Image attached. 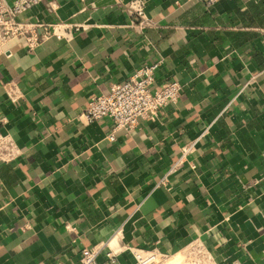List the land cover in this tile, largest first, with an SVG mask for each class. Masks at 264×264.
I'll return each mask as SVG.
<instances>
[{
	"label": "crops",
	"instance_id": "0c3cea01",
	"mask_svg": "<svg viewBox=\"0 0 264 264\" xmlns=\"http://www.w3.org/2000/svg\"><path fill=\"white\" fill-rule=\"evenodd\" d=\"M129 1L43 0L21 18L50 37L34 49L15 38L0 55V131L22 150L0 164V264H80L105 242L264 264V0H145V30L121 9ZM154 63L155 89L182 86L156 120L114 131L109 117L80 119L92 97ZM120 262L136 264L129 250Z\"/></svg>",
	"mask_w": 264,
	"mask_h": 264
},
{
	"label": "built area",
	"instance_id": "2783aa9c",
	"mask_svg": "<svg viewBox=\"0 0 264 264\" xmlns=\"http://www.w3.org/2000/svg\"><path fill=\"white\" fill-rule=\"evenodd\" d=\"M42 1L12 0V3H9L8 0H0V55L9 52L7 46L15 38H24L28 48L34 49L50 37L51 34L48 32L42 36L39 35L37 28L31 27L21 18L33 6ZM188 1L202 2L206 7L211 8L221 0ZM120 7L134 19L135 25L140 30L153 26L154 22L148 16L145 0H131L121 3ZM54 35L60 39L64 37L56 32ZM158 68L159 63L142 66L128 80L104 88L99 95L90 99L88 107L80 119L87 124H92L104 117H109L114 122V131L134 129L141 120H156L170 104L178 101L182 93V86L178 82L165 81L160 85V88H154ZM4 90L11 102H17L21 98L15 82L5 84ZM207 132V129L204 130L202 135H206ZM108 139L115 142L114 133ZM197 142L198 140H195L182 148L177 162L171 166L159 185H166L170 176L181 170L189 156L195 152ZM21 153L22 150L15 138L0 131V164L15 162ZM127 250L134 256L136 264H159L170 258L168 254L157 249L144 251L125 247L122 250H117L112 248L109 242H105L84 249L80 264H121L120 254ZM201 251L200 253L204 255L202 249ZM103 253L106 255V262L100 263L98 258Z\"/></svg>",
	"mask_w": 264,
	"mask_h": 264
},
{
	"label": "rangeland",
	"instance_id": "374dc122",
	"mask_svg": "<svg viewBox=\"0 0 264 264\" xmlns=\"http://www.w3.org/2000/svg\"><path fill=\"white\" fill-rule=\"evenodd\" d=\"M200 252H202L201 248L193 246L177 257L169 258L167 261L160 262L159 264H211L207 258H204L203 253Z\"/></svg>",
	"mask_w": 264,
	"mask_h": 264
},
{
	"label": "bare ground",
	"instance_id": "6f19581e",
	"mask_svg": "<svg viewBox=\"0 0 264 264\" xmlns=\"http://www.w3.org/2000/svg\"><path fill=\"white\" fill-rule=\"evenodd\" d=\"M172 257H170V259H171Z\"/></svg>",
	"mask_w": 264,
	"mask_h": 264
}]
</instances>
